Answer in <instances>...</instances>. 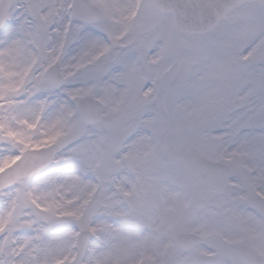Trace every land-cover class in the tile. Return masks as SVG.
Listing matches in <instances>:
<instances>
[{"label":"snow or ice","instance_id":"1","mask_svg":"<svg viewBox=\"0 0 264 264\" xmlns=\"http://www.w3.org/2000/svg\"><path fill=\"white\" fill-rule=\"evenodd\" d=\"M0 264H264V0H0Z\"/></svg>","mask_w":264,"mask_h":264}]
</instances>
